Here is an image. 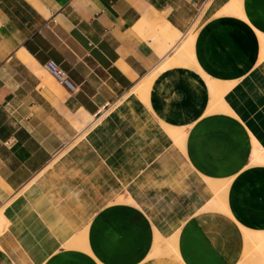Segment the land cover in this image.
<instances>
[{"label":"crops","instance_id":"crops-1","mask_svg":"<svg viewBox=\"0 0 264 264\" xmlns=\"http://www.w3.org/2000/svg\"><path fill=\"white\" fill-rule=\"evenodd\" d=\"M230 1L0 0V264H264V0Z\"/></svg>","mask_w":264,"mask_h":264},{"label":"rangeland","instance_id":"rangeland-1","mask_svg":"<svg viewBox=\"0 0 264 264\" xmlns=\"http://www.w3.org/2000/svg\"><path fill=\"white\" fill-rule=\"evenodd\" d=\"M226 10L228 12H231V13L233 12V13H236V14L242 16V17H245L240 0H231L230 3L227 5ZM191 33H193V32H191ZM259 34L261 36L262 55H263L264 54V34H262V33H259ZM188 39H191V38H188ZM192 45L190 43V40L187 41V39H186V40L182 41V43H180L179 46L176 48L175 53L173 55V58L171 59V63L169 62L168 64H175V63L191 64L192 61L194 60V58H192L191 60H185L183 58L182 53H184L187 50L188 51L189 50L190 51L193 50V46ZM159 69H157V70H155L153 72V75H152L153 79L157 75V73L160 71ZM153 79L149 82V84L146 85V87H141V84H139V85H137L133 89L134 94L135 95H138L146 103H148L147 96L149 95V92H146V91H148V89L150 88V85H151ZM208 82L210 84L211 92H212V97H213L212 102H211V106L209 108V112H213V111H225V110L228 111L227 104L226 103L225 104H222L220 102L221 101V98H222V95L225 93L226 88H227L228 85H225V86L224 85H221L219 82L211 81L209 78H208ZM143 90L145 91V93H144ZM148 99H149V97H148ZM170 128H171V126H166V130H167L168 134H170ZM174 129L175 130L178 129L179 131H183L184 134H181L179 136H182L184 138V140L186 139V135H187V132H188L187 127H174ZM177 145H179L182 148V150L184 151V149H185V142L184 141H180L179 144H177ZM260 148H261V145H259L255 141L254 147H253V149L255 151L253 153V162H255L256 159L261 158V154L264 153L262 151H259ZM262 155L264 156V154H262ZM204 179H205V182H204L205 184H207V183L212 184V182H213L208 177H204ZM221 187H224V186L221 185ZM226 187H227V185H226ZM226 187L223 189L224 191H226ZM218 189L219 188H215V190H214L215 196H213L210 199L211 206H213L215 208H218V209H221V210H225L227 208V206L224 203V201L222 200V197H220L216 193V190L218 191ZM121 200L122 199L120 197H117L115 201L116 202H120ZM1 212H3V211H0V213ZM5 226H7V225L0 226V232L2 230L6 229ZM69 244L72 245V246H83V247H86V238H85V236H81V237H78V238H72L69 241ZM170 247H171V245H170Z\"/></svg>","mask_w":264,"mask_h":264},{"label":"bare ground","instance_id":"bare-ground-1","mask_svg":"<svg viewBox=\"0 0 264 264\" xmlns=\"http://www.w3.org/2000/svg\"><path fill=\"white\" fill-rule=\"evenodd\" d=\"M188 38H191V39H188ZM187 39V41H189L190 40V43H191V45L193 44V42H194V39H196V38H194V33H189V35L184 39V40H186ZM183 40V41H184ZM182 43V42H181ZM195 43V42H194ZM182 55H183V58L185 59V60H191L192 58H194V52H193V50H187V51H185L184 53H182ZM263 57H264V54L262 55ZM186 62V61H185ZM166 66H171L170 64H168V63H166V64H164L159 70H163V68H167ZM173 67V66H172ZM155 71V70H154ZM152 75H153V72L150 74V75H148L146 78H144V80L143 81H141L139 84H141V87H146V85L147 84H149V82L153 79V77H152ZM229 83H231V82H229ZM228 83V84H229ZM233 84V83H232ZM233 85H235V84H233ZM151 86V85H150ZM148 87V86H147ZM229 87V85L227 86V88ZM227 88H226V90H227ZM148 89V88H147ZM150 89V88H149ZM149 89H148V91H146V92H149ZM144 91V90H143ZM142 93V92H141ZM144 93H145V91H144ZM146 95V94H145ZM224 95V94H223ZM222 95V98H221V103L222 104H225L226 102H225V100H224V96ZM148 97L149 96H147V100H149L148 99ZM226 111V110H225ZM96 121V120H95ZM94 121V122H95ZM93 124V123H92ZM176 129V128H175ZM174 129V126H171V128H170V136H172V138L175 140V142H176V144H179V142L180 141H184L185 142V140H184V138L182 137V136H179V135H181V134H184L183 133V131H179L178 129L177 130H175ZM178 136V137H177ZM69 150V149H68ZM259 151H262V152H264V148L261 146V148L259 149ZM255 151H254V149H253V153H254ZM262 154H264V153H262ZM261 154V158H259V159H256V161L254 162V163H264V156ZM258 156V155H257ZM54 164V163H53ZM48 168V167H47ZM45 170V169H44ZM44 170H43V172H44ZM42 173V172H41ZM40 176V175H39ZM38 178V177H37ZM35 180H36V178H35ZM145 184H146V182H145ZM34 186V185H33ZM25 187V186H24ZM29 190L31 191V187H29ZM24 191V190H23ZM73 194H75V192H72V195ZM138 195H140V194H138ZM14 197V196H13ZM17 197V196H16ZM117 197H120L122 200L120 201V202H130V203H135V197L134 196H132L130 193H128V192H123V193H121V194H119ZM15 199V198H14ZM13 199V200H14ZM8 204V203H7ZM210 206H211V201H209V203H208ZM9 205V204H8ZM7 205V206H8ZM132 205H134V204H132ZM206 209H207V206H206ZM8 219H7V217H6V215L4 214V212H1L0 213V226H3V225H7L8 226ZM7 226H5L6 228H7ZM8 229V228H7ZM180 229V228H179ZM253 234H255V233H253ZM263 246V245H262ZM262 250H264V249H262ZM262 254V253H261ZM264 254V253H263ZM263 256V255H262Z\"/></svg>","mask_w":264,"mask_h":264},{"label":"built area","instance_id":"built-area-1","mask_svg":"<svg viewBox=\"0 0 264 264\" xmlns=\"http://www.w3.org/2000/svg\"><path fill=\"white\" fill-rule=\"evenodd\" d=\"M47 72L62 86L74 93L79 90V85L72 79L69 72L55 59H48L44 63Z\"/></svg>","mask_w":264,"mask_h":264}]
</instances>
